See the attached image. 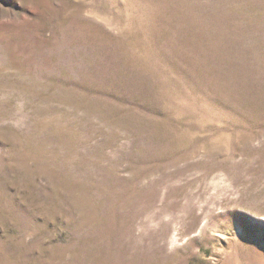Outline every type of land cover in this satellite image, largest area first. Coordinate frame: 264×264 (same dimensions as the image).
<instances>
[{"label":"rangeland","instance_id":"374dc122","mask_svg":"<svg viewBox=\"0 0 264 264\" xmlns=\"http://www.w3.org/2000/svg\"><path fill=\"white\" fill-rule=\"evenodd\" d=\"M0 264H264V0H0Z\"/></svg>","mask_w":264,"mask_h":264}]
</instances>
